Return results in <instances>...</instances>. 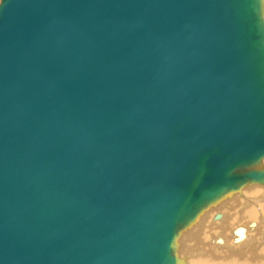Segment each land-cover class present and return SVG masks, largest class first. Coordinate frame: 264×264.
I'll return each mask as SVG.
<instances>
[{"label": "water", "instance_id": "95a60500", "mask_svg": "<svg viewBox=\"0 0 264 264\" xmlns=\"http://www.w3.org/2000/svg\"><path fill=\"white\" fill-rule=\"evenodd\" d=\"M111 16L52 53L28 14L0 33V264H178L177 224L264 135L260 0H122ZM224 155L234 179L205 192Z\"/></svg>", "mask_w": 264, "mask_h": 264}, {"label": "bare ground", "instance_id": "6f19581e", "mask_svg": "<svg viewBox=\"0 0 264 264\" xmlns=\"http://www.w3.org/2000/svg\"><path fill=\"white\" fill-rule=\"evenodd\" d=\"M120 2L122 0H33L31 10L23 7L22 0H0V33L22 28L28 14L34 33L51 39L50 46L40 45L42 53H52L58 47L59 37L76 26L112 18ZM55 13H68L71 19L74 15L75 20H63L54 16ZM260 17L264 22V0H260ZM123 26L128 28L126 20ZM124 30L121 27L118 35ZM26 37H12L10 45L18 48ZM246 140L249 145L244 147L243 154L248 163L235 169L243 174L239 180L204 201L190 218L177 224L170 254L178 259V264H264V154H255L264 153V135L259 140L260 146ZM225 154L228 156L229 151ZM228 159L225 155L212 159L216 166L212 175L216 176L213 181H210L212 176L204 181L205 192L231 181V177L221 175L230 164Z\"/></svg>", "mask_w": 264, "mask_h": 264}]
</instances>
